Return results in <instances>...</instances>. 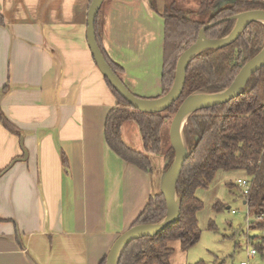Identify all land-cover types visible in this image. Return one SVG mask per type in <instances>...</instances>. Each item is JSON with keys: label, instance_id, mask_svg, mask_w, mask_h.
I'll list each match as a JSON object with an SVG mask.
<instances>
[{"label": "crops", "instance_id": "obj_1", "mask_svg": "<svg viewBox=\"0 0 264 264\" xmlns=\"http://www.w3.org/2000/svg\"><path fill=\"white\" fill-rule=\"evenodd\" d=\"M91 1L0 0V110L20 134L0 123V264H100L161 193L162 155L143 171L105 142L117 100L88 48ZM96 21L125 87L159 96L163 19L148 0H104ZM121 137L145 152L135 123Z\"/></svg>", "mask_w": 264, "mask_h": 264}, {"label": "trees", "instance_id": "obj_2", "mask_svg": "<svg viewBox=\"0 0 264 264\" xmlns=\"http://www.w3.org/2000/svg\"><path fill=\"white\" fill-rule=\"evenodd\" d=\"M150 8L163 19V67L161 92L155 100L164 97L172 88L180 55L195 41L204 29L206 39L228 36L235 25L230 18L248 11H264L263 0H195L194 9L177 6L169 1L158 10L156 0H148ZM97 20V17H96ZM95 35L98 43L97 21ZM106 62L118 76L121 67L109 60L98 45ZM264 48V24L253 22L231 45L210 49L196 56L188 65L185 83L179 99L160 114L135 111L123 100L105 79L116 97V106L109 111L104 124V139L108 147L124 162L140 170L149 171L148 154L162 152V129L173 118L180 104L194 95H215L226 90L240 70ZM135 123L139 129L144 153L128 147L121 137L122 125ZM0 123L10 134L19 136L18 129L0 110ZM183 143L187 159L175 188L180 211L179 221L154 237H144L130 242L121 252L118 264H170L174 250L169 245L179 243L186 252L200 239L197 214L203 202L196 196L198 190H209L220 173H238L248 182L247 193L241 190L240 198L247 207L252 230H264V67L245 84L239 96L230 102L193 113L183 128ZM164 172L174 160L169 146L165 152ZM229 190L237 183L225 184ZM239 187V186H238ZM237 187V188H238ZM223 209L216 200L213 210ZM233 212V211H232ZM166 215V205L161 193L149 198L142 212L129 228L161 222ZM208 229L215 230L212 221ZM263 250L264 236L253 243ZM100 264H105L103 260Z\"/></svg>", "mask_w": 264, "mask_h": 264}, {"label": "water", "instance_id": "obj_3", "mask_svg": "<svg viewBox=\"0 0 264 264\" xmlns=\"http://www.w3.org/2000/svg\"><path fill=\"white\" fill-rule=\"evenodd\" d=\"M104 0H92L88 9L86 38L93 60L114 91L125 100L132 109L140 113L160 114L172 106L181 96L185 83L186 70L189 63L199 54L210 49L225 48L234 43L240 34L253 22L264 24V11L254 10L231 17L235 21L232 32L221 39H206L201 30L195 43L190 45L178 58L175 79L170 91L162 98L155 100L141 99L132 94L113 72L106 62L96 41L95 20ZM264 67V48L237 74L231 85L215 95H194L185 99L174 114L169 127V143L174 153V160L169 169L164 172L161 182V194L166 205L164 219L152 225L134 226L128 228L113 243L105 264H118L123 249L132 241L160 235L179 221L180 211L175 188L178 183L182 167L187 159V151L183 143V128L188 118L195 112L207 110L218 105L226 104L237 98L245 84ZM25 154V152H24ZM166 164V162H165Z\"/></svg>", "mask_w": 264, "mask_h": 264}, {"label": "rangeland", "instance_id": "obj_4", "mask_svg": "<svg viewBox=\"0 0 264 264\" xmlns=\"http://www.w3.org/2000/svg\"><path fill=\"white\" fill-rule=\"evenodd\" d=\"M177 6L194 9L196 2L178 0ZM171 120L166 121L162 129L160 155L163 157L170 146ZM237 177L241 176L238 173H220L209 190L196 192V196L203 202V209L197 214L200 239L186 252H181L178 242L170 243L174 249L170 264H264V248L258 250L253 246V243L260 240V236H264V230H252L248 227L251 217L248 216L247 207L240 198L242 188L237 185L238 188L229 190L225 185L227 182L236 185ZM216 200L222 202L223 209L213 210ZM210 221L213 222L215 230L208 229ZM253 250L255 255L250 256Z\"/></svg>", "mask_w": 264, "mask_h": 264}, {"label": "built area", "instance_id": "obj_5", "mask_svg": "<svg viewBox=\"0 0 264 264\" xmlns=\"http://www.w3.org/2000/svg\"><path fill=\"white\" fill-rule=\"evenodd\" d=\"M236 183H237V185H238L239 187L242 188L243 193L246 194V193H247V189H248V187H249L248 182H247L246 180H244V179H238V180L236 181ZM232 213H234V212H232ZM250 255H255V251H254V250L251 251V252H250ZM241 264H245V263H241Z\"/></svg>", "mask_w": 264, "mask_h": 264}]
</instances>
